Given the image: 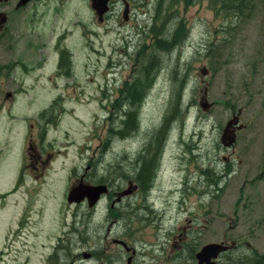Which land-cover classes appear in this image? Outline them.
Instances as JSON below:
<instances>
[{
	"label": "rangeland",
	"instance_id": "1",
	"mask_svg": "<svg viewBox=\"0 0 264 264\" xmlns=\"http://www.w3.org/2000/svg\"><path fill=\"white\" fill-rule=\"evenodd\" d=\"M129 1L127 20L121 0L113 3L102 21L89 0H40L24 11L10 10L14 33L7 46L3 37L0 48V264H44L49 257L48 237L71 236L67 191L83 177L86 157H91L94 173L102 181L108 173L113 178L126 173L129 178L137 156L145 157L149 146L150 157L158 146L159 166L157 171L153 167L146 203L150 208L172 205L169 219L161 224V230H171L179 199L171 191L181 189L184 178L207 163L221 167L218 157L225 153L216 148L229 120L237 116L231 128L244 125L237 135L252 137V146L255 141L263 146L253 147L248 159L258 151L264 153V0H251L239 17L225 10L215 12L210 0H164L162 6L161 0ZM157 6L162 8L154 13ZM176 23L186 34L182 42L171 51L154 52V34ZM153 25L155 30L150 31ZM61 50H67L69 76L55 71ZM152 53L160 57L161 67L135 113L138 128L121 135L126 109L118 101L121 89L140 73L143 58ZM34 84V94L40 98L37 106L30 103L31 96L20 92ZM177 87L183 92L181 114L158 141L157 129L170 112ZM61 92L58 110L61 113L62 105L68 110L59 127L55 121L44 125L38 113ZM27 133L39 147L40 142L48 143L46 148L53 146V160L42 173L24 165ZM144 198L142 192L127 198L125 217L129 216L124 217L126 239L138 250L139 264L153 263L166 254L151 253V243H161L165 231L157 234V221L146 219ZM132 204L137 205L140 219L133 217ZM99 221L90 224L88 235L100 231ZM257 226L258 235L251 243L264 249V224ZM39 241L45 247L26 250V242ZM71 260L61 253L49 257L48 263L72 264Z\"/></svg>",
	"mask_w": 264,
	"mask_h": 264
},
{
	"label": "flooded vegetation",
	"instance_id": "2",
	"mask_svg": "<svg viewBox=\"0 0 264 264\" xmlns=\"http://www.w3.org/2000/svg\"><path fill=\"white\" fill-rule=\"evenodd\" d=\"M21 1L0 0V13L4 14V22L0 23V48L3 44V37L7 41L4 45L7 46L14 33L13 25L9 26L13 21L11 11H24L31 3L34 4L32 7L38 6L40 0H27L23 4ZM116 1L119 0L109 1L108 12L111 11ZM121 1H123V6L128 5L125 19L127 20L131 3L129 0ZM32 7L27 11L30 12ZM106 17L107 12L103 20ZM56 66L58 69L55 71L59 76L70 75L68 70L71 66H69L67 50L59 52ZM48 79H53V76H49ZM35 85L22 87L20 92L31 96L30 103L37 106L39 102L36 99L40 98H36L38 95L34 94ZM74 91L77 93L75 89ZM10 94L9 92L8 95ZM59 96L62 97V92L38 113L40 118H43L41 122L44 125L55 121L56 128L59 127L64 112L68 110L62 105L61 113L59 112L60 105L57 102ZM115 105L119 106V102L117 101ZM32 126L28 124V129ZM243 126L234 127L235 135L231 144H225L223 138L218 143L216 151L225 153L218 157L222 163L221 167L215 163L213 165L207 163L196 173H189L181 182V189L171 191V196L178 193L179 197L175 201L177 204L176 218H173L175 224L172 225L171 230L169 227L161 230V224L169 219L167 210L172 205L147 207L150 196H146V193H148L152 178L149 174L145 177L143 169L144 166L148 168L152 164L154 170L158 168L160 152H153V160L141 155L137 156L129 178L125 175L126 173L115 178L108 173L103 181L98 179L94 173L96 171L92 168L91 157H86L85 164L81 166L85 169L83 177L75 184L72 183L67 191L69 195V192L75 189L72 201L69 202L72 207L71 236L68 234L49 236L48 256L61 253L69 255L72 257V264H139L138 250L135 246L132 247L126 239L124 217L126 199L142 192L145 198L141 206L147 211L146 219L152 221L151 223L157 221V234L165 231L163 239H160L161 243H151L153 246L151 253L156 251L166 254L162 258L154 256L153 263L144 261L141 264H264V249L255 247L251 243L252 239L258 235L259 229V226L254 227V224H264V210L262 211L264 209V153L258 151L257 156L247 158L253 147L262 149L263 146H257L260 143L257 141L252 146L254 143L252 137L238 136ZM46 132L47 130L44 129L42 140ZM27 136L29 141L24 151V165L34 170L41 169L42 173L46 164L53 160V153L50 152L54 150L53 146L46 148L48 143L40 142L39 147L34 143L30 134L27 133ZM160 143L157 142L158 145ZM155 148L159 151L158 146ZM21 166L22 162L19 169H22ZM155 174L156 172L154 176ZM98 186L102 187L95 196L93 194L87 196L84 193L86 189ZM191 196L194 198L189 200ZM167 201L173 202L168 199ZM136 208L137 205L132 204L131 212L135 214L134 218L140 219L136 214ZM128 216L129 214L126 217ZM96 218L100 220L98 225L100 231L90 236L88 229ZM26 244H28L26 247L28 252L36 249L37 246L45 247L44 241L26 242ZM207 244H220L221 248H218V251L211 249L203 252L202 249ZM142 254L152 257L150 253L142 251ZM49 257L44 260V264H49Z\"/></svg>",
	"mask_w": 264,
	"mask_h": 264
},
{
	"label": "trees",
	"instance_id": "3",
	"mask_svg": "<svg viewBox=\"0 0 264 264\" xmlns=\"http://www.w3.org/2000/svg\"><path fill=\"white\" fill-rule=\"evenodd\" d=\"M164 0H161L159 5ZM186 1V0H185ZM212 4V8H214L215 12L220 13L225 10V14L231 12L237 17L240 16V14H244L245 9L252 4L251 0H210ZM219 6V7H216ZM162 6V5H161ZM161 6H157L155 9L156 13ZM155 16L153 17V24H154ZM154 26H152V29L150 31L155 30ZM168 32L167 34L164 33ZM164 34V35H162ZM186 34L184 35L182 25L179 23H176V26L171 28L170 30L168 28H165L162 30H159L157 33L154 34V40L152 43L153 50H160V51H171L177 47V45L182 42V40L185 38ZM141 71L140 73L135 76L131 81H128L125 83L123 89H121L120 98L118 101L125 103L126 109H124L123 113V121L122 126L119 129V134L125 133L126 135L130 134L131 132L135 131L138 128V122L135 118V113L137 111V108L139 105H141L142 101L147 95V92L150 89V86L154 80V78L157 75V71H159L161 67V59L158 57V54L152 53L148 57H144L141 62ZM186 77V74L182 76L180 81H182L179 86L183 83L184 79ZM183 89V87H182ZM171 109L170 112L164 116L163 121L160 125V127L157 129L155 139L158 137V141L161 140L162 137L165 136L167 130L170 128L171 124L175 122V118H177L181 114V110L183 107V92H181V87H177L172 96H171ZM151 150L149 149V146L145 148L144 158L153 160V153L150 157H147L148 153H150ZM156 153H158V150H156ZM144 166V176L146 177L147 174H149L152 178L153 173V164L152 167Z\"/></svg>",
	"mask_w": 264,
	"mask_h": 264
},
{
	"label": "water",
	"instance_id": "4",
	"mask_svg": "<svg viewBox=\"0 0 264 264\" xmlns=\"http://www.w3.org/2000/svg\"><path fill=\"white\" fill-rule=\"evenodd\" d=\"M26 1L27 0H22L21 4L25 3ZM89 1L91 3V7L94 10L95 14L97 15L98 19L100 21H102L104 14L106 12H108V10H109V1L110 0H89ZM127 9H128V5H126V7H125V9L123 11L124 19H126ZM3 16H4V14L0 13V23L4 22ZM203 106L205 107L206 105L203 104ZM237 121H238V117L235 116V117H233L231 120H229L227 122V125L224 128L223 133H222V138L224 139V143L225 144L229 145V144H231L233 142V136L235 135V133H234V131H233V129L231 127ZM226 139H228V141H226ZM101 187L102 186L88 188V189H86V191L84 193H86L87 196H90L92 194L95 196L96 194H98V192H99ZM74 192H75V189H72L69 192V195H68V201L69 202L72 201ZM218 248H221L220 244H207L206 246L203 247L202 251L205 252V251L211 250V249H217V251H218ZM198 258H200V255H198Z\"/></svg>",
	"mask_w": 264,
	"mask_h": 264
}]
</instances>
